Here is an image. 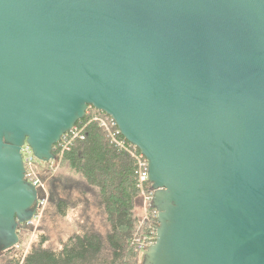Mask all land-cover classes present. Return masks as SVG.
Returning a JSON list of instances; mask_svg holds the SVG:
<instances>
[{"label":"water","instance_id":"water-1","mask_svg":"<svg viewBox=\"0 0 264 264\" xmlns=\"http://www.w3.org/2000/svg\"><path fill=\"white\" fill-rule=\"evenodd\" d=\"M90 107L148 160L142 264H264V0H0V250Z\"/></svg>","mask_w":264,"mask_h":264},{"label":"trees","instance_id":"trees-1","mask_svg":"<svg viewBox=\"0 0 264 264\" xmlns=\"http://www.w3.org/2000/svg\"><path fill=\"white\" fill-rule=\"evenodd\" d=\"M95 116L111 118L90 107L76 125ZM62 158L60 171L48 181L38 240L25 257L17 246L0 250V264H142L151 244L142 248L144 237L158 221L152 204L151 217L144 216L136 160L97 120L88 123L84 139H76ZM146 189L153 191L150 182ZM24 227H18L21 241Z\"/></svg>","mask_w":264,"mask_h":264},{"label":"built area","instance_id":"built-area-1","mask_svg":"<svg viewBox=\"0 0 264 264\" xmlns=\"http://www.w3.org/2000/svg\"><path fill=\"white\" fill-rule=\"evenodd\" d=\"M92 120L99 121L100 126H102L108 132L113 142H115L117 146H119L121 149H124L127 152H129L132 155V157L136 160L138 186L143 196V205L145 208L148 205L150 206L152 204L154 190L148 191L146 189V184L147 182H149L148 180V160L140 151L137 150V148L134 145H132L130 142L127 143L126 139L119 138V134L121 133L119 129H115L117 124L112 118L105 119L99 116H95L94 118H91L87 120L86 122H82L76 125L70 132L65 134L62 140L58 143V146L56 147L58 150V154H56L57 157L58 155L63 157L65 152L70 149L71 145L76 139L78 138L84 139V130L87 127L88 123H90ZM23 158H24V162L26 166V178L32 183H34L39 190V207L36 212L37 214L40 210H43L46 207V205L48 204V200H49L48 181L42 179L37 173L38 165L44 164L45 162L38 160L35 157V155L32 153V150L28 145H25L23 147ZM55 160H52V161H55ZM30 222H32V220Z\"/></svg>","mask_w":264,"mask_h":264},{"label":"rangeland","instance_id":"rangeland-1","mask_svg":"<svg viewBox=\"0 0 264 264\" xmlns=\"http://www.w3.org/2000/svg\"><path fill=\"white\" fill-rule=\"evenodd\" d=\"M62 159L63 158L58 155V157L55 161L49 162L47 165L46 164L38 165V168H37L38 175L42 179L49 181L52 176L58 174V172L60 171ZM43 176H46V177L43 178ZM47 205L43 210H40L33 217L32 222L26 223V227H24L21 230L22 235H23V241H21V239H20V242L17 245V248L19 249V251L23 252V255H22L23 257H25L26 254L32 249L34 242L36 240H38V238H39L38 236L41 233V225L43 223V220H44L43 218L45 216V212H46V209L48 207ZM148 206L145 208L143 205L144 216L146 218L151 217V212L147 211V209H149ZM155 232H156V228L151 226V229L148 230V232H147L148 234L146 233L147 235L145 237L143 236L144 241L142 244V248L146 245L148 246L150 242H151V244H153L155 242V240H156V233ZM154 237H155V240H154Z\"/></svg>","mask_w":264,"mask_h":264},{"label":"bare ground","instance_id":"bare-ground-1","mask_svg":"<svg viewBox=\"0 0 264 264\" xmlns=\"http://www.w3.org/2000/svg\"><path fill=\"white\" fill-rule=\"evenodd\" d=\"M49 201V200H48ZM149 207V206H148ZM151 207V206H150ZM150 207H149V209H150ZM149 209H147V211H149ZM149 214V213H148Z\"/></svg>","mask_w":264,"mask_h":264}]
</instances>
